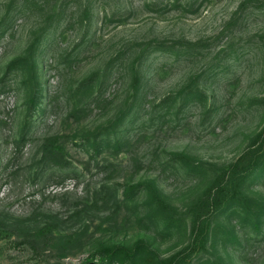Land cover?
Wrapping results in <instances>:
<instances>
[{
  "label": "rangeland",
  "instance_id": "rangeland-1",
  "mask_svg": "<svg viewBox=\"0 0 264 264\" xmlns=\"http://www.w3.org/2000/svg\"><path fill=\"white\" fill-rule=\"evenodd\" d=\"M263 127L264 0H0V264H264L263 168L189 212Z\"/></svg>",
  "mask_w": 264,
  "mask_h": 264
},
{
  "label": "trees",
  "instance_id": "trees-1",
  "mask_svg": "<svg viewBox=\"0 0 264 264\" xmlns=\"http://www.w3.org/2000/svg\"><path fill=\"white\" fill-rule=\"evenodd\" d=\"M258 139L264 144V127L256 134L255 138L238 159L225 170H222L220 174L213 177L202 195L192 206H189L192 230L209 213L221 214L227 210L237 208L245 212L247 211L242 202L246 198L242 192L243 186L253 174L261 170V168L264 169V153H260L258 148H253ZM145 185L147 184L130 185L124 189L123 195L126 198L131 197L138 188ZM149 186L153 190V186ZM247 214L252 216L250 212ZM163 218L165 230H171L175 224L174 222H178V225H185L182 224L185 222L184 219L174 218L169 214H166ZM254 225L256 224L254 223ZM138 252L139 246L130 248L125 245H118L113 251L104 250L97 252L90 260H95L96 264H133L138 256ZM163 264L166 263L163 262Z\"/></svg>",
  "mask_w": 264,
  "mask_h": 264
}]
</instances>
